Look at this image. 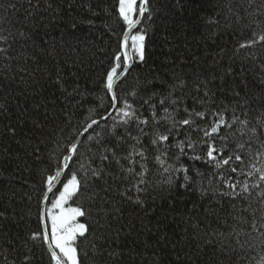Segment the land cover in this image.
<instances>
[{
	"label": "snow or ice",
	"instance_id": "snow-or-ice-1",
	"mask_svg": "<svg viewBox=\"0 0 264 264\" xmlns=\"http://www.w3.org/2000/svg\"><path fill=\"white\" fill-rule=\"evenodd\" d=\"M44 2L45 11L60 12L51 0ZM5 7L0 3V10ZM7 7L13 12L23 9L29 21L37 17L40 0H20L19 7L16 3ZM87 8L91 10L92 5ZM115 11L123 31L101 81L104 95L100 99L106 97V101L98 108L103 111L87 109L93 115L81 126L83 131L77 129L71 137L67 132L76 116L72 102L83 107L85 93L75 81L71 90L65 86L62 69L57 68L55 75L45 69L64 99L57 108L59 97L41 98L40 68L30 70L32 64L39 65L36 37L31 30L15 29L11 19L0 15V93H6L0 99V117L13 118L9 97L13 86L20 92L16 122L6 124L3 134L15 138L22 123L30 124L32 134L21 135L17 143L31 151L17 157V170L35 174L29 160H43L47 165L39 173L42 208L38 222L42 227L27 235L20 245L22 252L11 260L0 249V260L7 264H160V254L151 245L155 239L156 246L172 248L178 264H236V249L231 242L224 243L225 233L202 234L199 225L192 224L195 243L189 252L187 229L183 241L170 240L164 226L170 216L185 222L177 208L183 190V194L207 200L209 213L214 212V197H218L217 208L223 210L224 203L228 204V237L236 231L233 224L248 221L256 228L248 217L255 218L254 195L264 204V77L256 82L234 79L227 88L231 100L220 101L210 87L215 77L189 76L177 71L176 60L167 58L159 65H147L148 31L143 21L155 24L165 13L161 0H117ZM235 15L245 23L251 17L249 26L254 25L264 16V0H247L244 15ZM257 43H264V35L240 48ZM40 44L43 47L42 40ZM49 47H55L54 40ZM137 63L145 67L133 76ZM253 176L256 179L251 183L240 180ZM158 200L161 203L156 205ZM127 205L144 215L158 213L160 218L155 224L144 223L141 217L124 223ZM0 219H6L3 212ZM206 248L211 251L204 252ZM145 252H151L150 260ZM252 264H264V256Z\"/></svg>",
	"mask_w": 264,
	"mask_h": 264
},
{
	"label": "trees",
	"instance_id": "trees-1",
	"mask_svg": "<svg viewBox=\"0 0 264 264\" xmlns=\"http://www.w3.org/2000/svg\"><path fill=\"white\" fill-rule=\"evenodd\" d=\"M51 2L54 7L60 9L58 14H54L51 10L45 11V2L40 0V11L37 17L25 21L23 9L13 12L10 7H7L12 3H16L19 7L20 0H0V3L6 6L5 9L0 10V15L11 19L15 29L31 30L36 37L35 51L39 65L32 64L30 70L40 68L38 79L43 86L41 98L59 97L56 101L57 108L64 99L57 91L56 85L45 75V69L52 75H55L57 68L62 69V75L67 82L65 86L71 90L75 81L85 93L86 98L81 101L83 107L78 108L76 101L72 102L76 116L71 130L67 132V135L71 137L77 129L83 131L81 126L88 116L93 115L87 112V109L103 111V108H98V105L106 101V97L103 100L100 99L104 95L101 81L113 54L119 48L123 24L115 11L117 0H51ZM259 2L260 0H257V3ZM69 3L72 4L71 8H68ZM88 4L92 5L91 10L87 8ZM161 4L165 13L156 19L155 24L143 21V26L148 31L146 38L148 66L159 65L167 58L176 60L177 71L182 70L189 76L215 77L210 87L217 92L218 99L225 103L231 100L227 88L234 79L238 82L240 77H244L249 82H256L264 77V43H257L252 48H240V44L252 39L258 40L260 35H264V16H260L252 26H249L251 17L248 23L237 21L235 13L244 15L247 0H180L179 5L177 0H161ZM41 40L43 47L40 44ZM53 40L54 48L49 47ZM43 48L48 50L44 51ZM134 67L135 71L132 75L136 76L145 65L137 63ZM229 69H231V75L228 74ZM220 78H223V83ZM24 87L28 86L24 85ZM13 89L12 96L9 97L12 109L9 116L13 118L10 120L8 117H0V170L3 172L0 175V212H3L6 217V219H0V249L8 255L10 260L22 252L20 245L27 235L42 227L38 222L42 208L39 203L41 196L39 173L47 166L43 160L40 163L29 160L30 168L35 174L23 169L17 170V157H23L25 150L31 151V148L25 149L17 141L20 140L21 135H31L32 132L29 131L30 124L22 123L15 138L3 134L5 125L15 123V116L19 114L16 98L20 96V92L15 86ZM221 89L224 90L221 91ZM5 95L6 93H0V99ZM81 113L84 115L81 116ZM70 167L73 165L70 164ZM256 167H261V163H257ZM255 179L256 176L250 179L240 177V180H246L248 183ZM215 187L218 190L220 188L218 183ZM216 199L218 197H214L211 204L214 212L209 213L207 209L210 205L207 200H200L197 195L183 194L181 190L178 194L177 208L184 214L185 222L179 218L169 217L164 226L169 239L183 241L184 232L187 229L186 251H194L195 242L191 240L193 235L191 225L198 224L202 234L203 232L225 233L224 243L231 242V246L236 249L233 254L236 264H252L260 256H264V250H262L264 227H261L264 225V218H262L264 204L258 202L254 195L251 199L253 209H256L255 218L248 217V220L255 224L256 228H251L248 221L243 224H233L236 231L228 237L225 227L226 222L231 223L228 204L224 203L223 210L217 208L214 203ZM160 203L158 200L156 205ZM236 207L239 209L240 204L237 203ZM125 210L124 223L141 217L144 223L151 220L155 224L160 218L158 213L155 217L151 213L141 214L133 210L130 205H127ZM189 216L192 217L191 221L188 220ZM137 223L139 226V221ZM133 237L135 233L127 242L131 243ZM143 238H148L147 233ZM237 240L239 243H236ZM151 245L160 254V264H178L176 253L171 247H158L155 239L151 240ZM181 247H184L183 243ZM210 251V248L204 249V252ZM144 255L151 259V252H145ZM201 258L203 259V255ZM180 259L181 262L184 260L183 255ZM0 264H7V262L0 260Z\"/></svg>",
	"mask_w": 264,
	"mask_h": 264
},
{
	"label": "rangeland",
	"instance_id": "rangeland-1",
	"mask_svg": "<svg viewBox=\"0 0 264 264\" xmlns=\"http://www.w3.org/2000/svg\"><path fill=\"white\" fill-rule=\"evenodd\" d=\"M139 1V0H138ZM49 207H50V205H49Z\"/></svg>",
	"mask_w": 264,
	"mask_h": 264
}]
</instances>
